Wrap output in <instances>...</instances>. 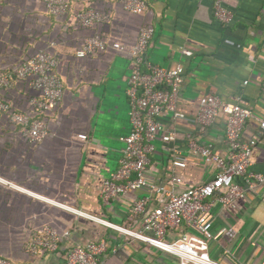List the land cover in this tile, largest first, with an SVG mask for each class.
Masks as SVG:
<instances>
[{
	"label": "crops",
	"instance_id": "1",
	"mask_svg": "<svg viewBox=\"0 0 264 264\" xmlns=\"http://www.w3.org/2000/svg\"><path fill=\"white\" fill-rule=\"evenodd\" d=\"M68 1L77 10L89 5L106 10L110 20L85 29L67 17L49 15L44 0H0V70L46 50L57 57L55 72L63 84L61 106L50 122L51 134L40 143L29 142L22 126L0 113V255L12 264H64L67 247L103 240L101 264H180L176 256L98 220L139 230L142 217L131 218L132 202L149 194L152 208L157 195L144 188L102 202V182L117 167L123 146L120 137L130 129L126 86L132 61L114 49L82 59L76 51L93 31L130 45L140 26L150 22L154 34L148 59L161 66H184L177 99L184 118L165 116L168 129H175L178 137L174 143L157 140L145 172L147 180L158 185L180 178L171 187L179 194L215 173L214 165L189 156L187 135L210 143L218 154L227 153L225 115L220 113L210 126L196 122L201 96L215 94L264 113V0H224L234 15L230 24L213 17V0H146L148 9L140 15L124 11L118 0ZM181 47L192 54L182 55ZM33 94L37 93L22 79L2 91L16 110L29 109ZM81 133L87 138L80 139ZM243 133L258 135L257 124L249 120ZM176 156L186 157L185 166L172 164ZM263 170L264 134L248 172ZM236 181L246 187L244 197L229 206L210 198L215 203L209 213V255L222 264H264V183L247 188L243 178ZM60 204L86 215L74 214ZM44 226L68 229L70 235L57 252L32 254L23 247L24 240ZM185 230L181 226L170 231L167 239Z\"/></svg>",
	"mask_w": 264,
	"mask_h": 264
},
{
	"label": "built area",
	"instance_id": "2",
	"mask_svg": "<svg viewBox=\"0 0 264 264\" xmlns=\"http://www.w3.org/2000/svg\"><path fill=\"white\" fill-rule=\"evenodd\" d=\"M118 5L135 15L148 9L146 0H118ZM44 8L49 15L67 17L85 29H93L97 23H107L110 20V14L106 10L93 5L77 10L71 7L68 0H44ZM212 14L223 24H230L234 20L233 12L225 5L224 0H213ZM153 34L152 23L144 22L136 40L125 45L120 41H109L99 32L93 31L76 51L77 58L82 59L114 49L118 53L127 54L132 61V71L126 86L130 129L120 137L123 146L117 167L102 182V202L106 204L111 199L144 188L157 195L156 204L152 208H149V194L132 202L129 215L131 218L142 217L139 230L96 219L124 235L176 256L180 264H222L213 260L208 252L212 225L209 213L215 201L222 206H229L236 198L245 196L246 187L239 184L237 178H243L247 188H253L256 183H264V170L248 172L253 151L260 142V135L264 134V113L253 112L215 94L201 96L196 113L199 125H212L220 113L226 117V155L216 153L210 143H200L187 135V153L192 158L214 165L215 173L212 178L179 194L174 193L171 187L180 178L173 177L169 185L150 183L145 172L156 150L157 140L174 143L178 137L175 129H168L165 116L173 120L184 118V114L177 109V99L184 81V66L180 63L161 66L148 59L147 48ZM179 50L184 56L192 54L185 47ZM57 66L58 59L54 54L38 50L32 56L20 60L15 67L0 70V113H7L10 123L21 125L23 135L33 144L42 142L51 134V119L61 106L63 84L55 72ZM18 79L27 80L37 93L29 97L27 110H16L2 97L3 89ZM249 120L257 124L258 135L244 136L243 130ZM78 137L86 139L87 135L81 133ZM185 161L186 157L176 156L172 164L183 167ZM213 197L215 201L210 200ZM60 205L74 214H85L67 205ZM181 226L188 230L182 231L173 239H167L168 232ZM69 235L68 229L60 231L44 226L39 231L29 233L23 247L32 254L55 253L61 249ZM67 248L64 264H101V255L106 247L105 242L100 240ZM0 264L12 262L0 255Z\"/></svg>",
	"mask_w": 264,
	"mask_h": 264
}]
</instances>
